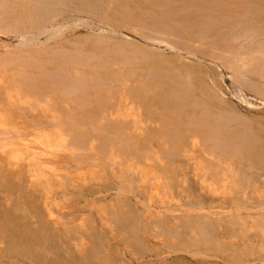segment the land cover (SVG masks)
Wrapping results in <instances>:
<instances>
[{"label":"rangeland","instance_id":"1","mask_svg":"<svg viewBox=\"0 0 264 264\" xmlns=\"http://www.w3.org/2000/svg\"><path fill=\"white\" fill-rule=\"evenodd\" d=\"M262 73L264 0H0V264H264Z\"/></svg>","mask_w":264,"mask_h":264},{"label":"bare ground","instance_id":"2","mask_svg":"<svg viewBox=\"0 0 264 264\" xmlns=\"http://www.w3.org/2000/svg\"><path fill=\"white\" fill-rule=\"evenodd\" d=\"M251 31V30H250ZM254 33V32H253ZM247 35V34H246ZM101 40V39H100ZM103 41V40H102ZM152 42L154 43V44H159V45H164V46H168V45H166L165 43H164V41H158V40H152ZM244 42V41H243ZM242 42V44L246 47V46H248V44H252V46H253V48H249L248 50L250 51V52H247V51H245V49L243 48V45L242 46H240L241 48H242V59H238V61H239V64H241V62L240 61H243L242 62V64L244 65V63H247V64H245V66L246 65H248V63L250 62V60H252L253 59V57L254 56H256V55H258L260 52H257L258 50L259 51H262V48H261V44H260V42L258 41L257 42V38L255 39V36L253 37L252 36V34L251 33H249V36H247V38L245 39V42L243 43ZM168 44V43H167ZM248 47H250V46H248ZM248 47H246V49L248 48ZM167 48H169V46L167 47ZM261 49V50H260ZM244 56H245V58H244ZM237 65V64H236ZM249 65H250V63H249ZM254 65V64H253ZM241 65H239V67H240ZM250 67H251V65H250ZM249 67V68H250ZM242 68V67H241ZM246 68V67H245ZM237 69V68H236ZM252 69V68H251ZM238 70V69H237ZM250 70V69H249ZM181 71H183V70H181ZM245 72V71H244ZM250 72V71H249ZM233 74V73H232ZM263 74V73H262ZM177 75V74H176ZM179 75V74H178ZM191 76V75H190ZM180 77H181V75H180ZM235 77V76H234ZM262 77V76H261ZM182 78V77H181ZM192 78V77H191ZM263 79H264V74H263V77H262ZM188 79V78H187ZM262 79V80H263ZM233 80V79H232ZM180 86V85H179ZM238 90V89H237ZM155 92V91H154ZM233 94H234V92H233ZM241 102H243V103H245V104H247L248 102L243 98V96L241 95V93H240V91H237V92H235V94H234ZM221 100V99H220ZM249 104V103H248ZM249 107L251 108V107H254V106H252V105H250L249 104ZM259 107H264V101L263 100H261L260 99V106H258V108ZM231 114V113H230ZM142 134V133H141ZM244 154V153H243ZM218 169H220V168H218ZM123 191V190H122ZM119 193V192H118ZM120 193H122V192H120ZM125 193V192H124Z\"/></svg>","mask_w":264,"mask_h":264}]
</instances>
